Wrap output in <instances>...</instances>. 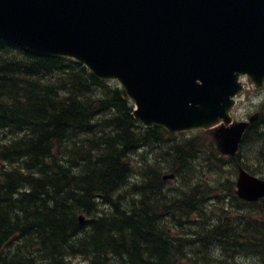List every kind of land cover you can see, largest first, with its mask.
I'll return each instance as SVG.
<instances>
[{
  "label": "trees",
  "instance_id": "trees-1",
  "mask_svg": "<svg viewBox=\"0 0 264 264\" xmlns=\"http://www.w3.org/2000/svg\"><path fill=\"white\" fill-rule=\"evenodd\" d=\"M132 112L115 82L0 41V264H263V201L202 180L264 176L262 119L227 158L213 130L170 135Z\"/></svg>",
  "mask_w": 264,
  "mask_h": 264
},
{
  "label": "water",
  "instance_id": "water-1",
  "mask_svg": "<svg viewBox=\"0 0 264 264\" xmlns=\"http://www.w3.org/2000/svg\"><path fill=\"white\" fill-rule=\"evenodd\" d=\"M0 40L118 82L143 127L215 128L224 155L248 125L230 115L241 78L264 85V0H0ZM236 195L258 201L264 180L239 168Z\"/></svg>",
  "mask_w": 264,
  "mask_h": 264
},
{
  "label": "rangeland",
  "instance_id": "rangeland-1",
  "mask_svg": "<svg viewBox=\"0 0 264 264\" xmlns=\"http://www.w3.org/2000/svg\"><path fill=\"white\" fill-rule=\"evenodd\" d=\"M247 82V81H246ZM246 86L248 87V91H246L243 96L238 100L237 102V107L235 109V111L233 112V118L235 120H244L247 119L250 115H254L256 113L257 107L259 105V103L261 102V100H263L264 98V91H255L251 85L247 82ZM143 156L145 157H149L150 156V152L146 153L145 151H141ZM259 177L264 178L263 175L257 174ZM214 178L216 179V181H223L225 178H230L233 181H235V175L232 177L228 174H225L223 176H218V175H205L202 177V179H204L205 181H208L209 183H214ZM176 185V184H175ZM169 187H172V185H170ZM240 261L238 264H250L249 261ZM71 263L73 264H88L87 261H84L83 259H73L71 261Z\"/></svg>",
  "mask_w": 264,
  "mask_h": 264
},
{
  "label": "flooded vegetation",
  "instance_id": "flooded-vegetation-1",
  "mask_svg": "<svg viewBox=\"0 0 264 264\" xmlns=\"http://www.w3.org/2000/svg\"><path fill=\"white\" fill-rule=\"evenodd\" d=\"M262 116H263L262 124L264 125V99H263V102H262Z\"/></svg>",
  "mask_w": 264,
  "mask_h": 264
},
{
  "label": "bare ground",
  "instance_id": "bare-ground-1",
  "mask_svg": "<svg viewBox=\"0 0 264 264\" xmlns=\"http://www.w3.org/2000/svg\"><path fill=\"white\" fill-rule=\"evenodd\" d=\"M203 180V179H202ZM185 182V181H184ZM216 185V184H215ZM166 197V196H165ZM209 209V208H208ZM191 219V218H190ZM182 220V219H181ZM64 264V263H63Z\"/></svg>",
  "mask_w": 264,
  "mask_h": 264
}]
</instances>
